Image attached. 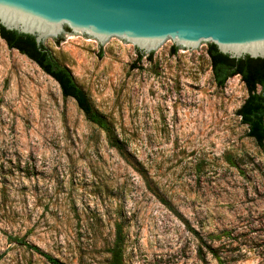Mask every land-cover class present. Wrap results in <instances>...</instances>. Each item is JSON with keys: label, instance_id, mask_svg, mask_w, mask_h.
Listing matches in <instances>:
<instances>
[{"label": "rangeland", "instance_id": "1", "mask_svg": "<svg viewBox=\"0 0 264 264\" xmlns=\"http://www.w3.org/2000/svg\"><path fill=\"white\" fill-rule=\"evenodd\" d=\"M42 45L117 144L0 38V264H48L19 239L62 264L117 246L122 264H264V150L237 116L239 76L217 88L208 46L139 60L68 28Z\"/></svg>", "mask_w": 264, "mask_h": 264}, {"label": "water", "instance_id": "2", "mask_svg": "<svg viewBox=\"0 0 264 264\" xmlns=\"http://www.w3.org/2000/svg\"><path fill=\"white\" fill-rule=\"evenodd\" d=\"M0 27L37 46L68 28L140 54L212 44L232 60L264 59V0H0Z\"/></svg>", "mask_w": 264, "mask_h": 264}, {"label": "trees", "instance_id": "3", "mask_svg": "<svg viewBox=\"0 0 264 264\" xmlns=\"http://www.w3.org/2000/svg\"><path fill=\"white\" fill-rule=\"evenodd\" d=\"M0 38L9 49L16 50L26 56L51 77L59 85L63 98L72 99L85 120L104 132L108 144L113 148L116 147L117 140L113 137L110 126L94 111L87 96L75 84L68 69L58 64L43 45L37 46L33 37L5 31L1 27ZM172 50L174 54L177 49L173 47ZM206 53L210 61L213 82L217 88H223L230 78L240 77L247 91V98L237 111V116L240 118L241 124L247 128V137L252 139L258 148L264 150V59L253 60L245 57L240 60H232L219 53L212 44L208 45ZM141 58L142 55L138 53V59L141 60ZM16 242L43 257L48 264H62L37 247L25 243L22 239ZM110 254L109 264H122L123 255L120 246L113 248ZM211 254L216 258L214 251H211Z\"/></svg>", "mask_w": 264, "mask_h": 264}, {"label": "bare ground", "instance_id": "4", "mask_svg": "<svg viewBox=\"0 0 264 264\" xmlns=\"http://www.w3.org/2000/svg\"><path fill=\"white\" fill-rule=\"evenodd\" d=\"M253 51V50H252Z\"/></svg>", "mask_w": 264, "mask_h": 264}]
</instances>
